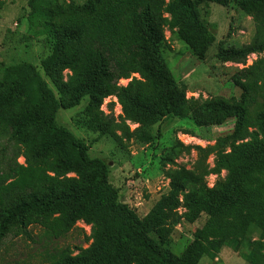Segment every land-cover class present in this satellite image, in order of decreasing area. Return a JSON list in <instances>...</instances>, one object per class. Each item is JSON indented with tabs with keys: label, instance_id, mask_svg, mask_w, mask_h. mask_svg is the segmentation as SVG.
I'll return each mask as SVG.
<instances>
[{
	"label": "trees",
	"instance_id": "1",
	"mask_svg": "<svg viewBox=\"0 0 264 264\" xmlns=\"http://www.w3.org/2000/svg\"><path fill=\"white\" fill-rule=\"evenodd\" d=\"M208 2L233 4L254 22L249 43L216 53L222 63L242 64L257 55L232 75L238 98H187L163 57L168 31L196 59L205 58L215 39L200 17ZM27 3V27L44 36L47 53L42 73L26 61L0 68V248L9 238L30 239L32 227L53 241L82 222L90 229L88 245L54 249L41 264H199L227 246L244 249L250 264H264V0ZM122 79L130 80L121 86ZM109 97L121 106L117 117L114 102L109 114L100 110ZM84 99L76 123L118 146L134 138L152 142L148 129L169 119H190L200 129L233 119L234 126L214 144L195 146L190 169L174 159L192 146L175 140L163 158L174 165L169 189L139 217L119 201L107 164L91 158L89 146L56 121L60 108ZM126 121L138 127L131 130ZM211 172L224 176L210 188L205 177ZM202 213L207 220L192 241L172 252L175 226Z\"/></svg>",
	"mask_w": 264,
	"mask_h": 264
},
{
	"label": "rangeland",
	"instance_id": "2",
	"mask_svg": "<svg viewBox=\"0 0 264 264\" xmlns=\"http://www.w3.org/2000/svg\"><path fill=\"white\" fill-rule=\"evenodd\" d=\"M66 2L83 3L85 0H65ZM0 10V68L19 62H28L38 68L45 57L44 36L34 37L33 30L27 27L25 17L29 11L28 0H2ZM200 17L207 28L213 33L214 42L200 61L196 59L183 43L166 32L167 47L163 49V57L175 80L186 89L187 98L210 100L214 97L238 98L240 90L233 85L232 75L237 69L251 65L257 58L252 54L242 63H222L216 58L219 48L239 47L249 43L254 35V22L235 5L221 7L208 2L201 6ZM65 72L64 74H66ZM134 76H137L136 74ZM130 79H122L119 84L125 86ZM114 102V116L122 114L121 106L116 99L106 98L108 104ZM86 99L79 105L69 109L60 108L56 114L58 125L64 126L76 137L89 146L91 158H101L108 166V181L118 190V199L133 209L139 217L145 216L159 198L169 189L167 171L174 165L164 162L169 156V148L175 140L192 146L189 153L183 152L174 159L175 166L192 168L197 155L195 146L205 148L214 144L219 137L231 134L234 120L212 128H197L190 119L166 120L151 126L148 131L154 137L152 142L136 138L115 145L108 137H99L96 133L77 124L75 118L80 115ZM131 130L138 124L126 121ZM171 158V157H170ZM213 155L207 163L213 167ZM23 162L22 158L18 159ZM224 176L210 173L205 177L208 187H213L216 180ZM179 208L178 212H183ZM207 215L202 213L195 222L181 221L171 233V251L179 254L192 241L193 233L203 226ZM89 226L78 222L66 236L45 241L38 227L30 229L27 237L9 238L0 248V264H41L47 252L65 246L85 248ZM244 249L224 247L210 259L204 257L199 264H250L244 258Z\"/></svg>",
	"mask_w": 264,
	"mask_h": 264
},
{
	"label": "clouds",
	"instance_id": "3",
	"mask_svg": "<svg viewBox=\"0 0 264 264\" xmlns=\"http://www.w3.org/2000/svg\"><path fill=\"white\" fill-rule=\"evenodd\" d=\"M120 85V84H119ZM122 86V85H121ZM109 99H112L111 97H109ZM113 99H115V98H113ZM105 101H106V99H104V101H103V103H102V105L100 106V110L103 112V113H105V114H109L110 113V110H109V107H108V109H107V111H105V109H103V106L105 105V107H106V103H105ZM117 102V101H116ZM109 105V104H108ZM117 116V115H116Z\"/></svg>",
	"mask_w": 264,
	"mask_h": 264
},
{
	"label": "built area",
	"instance_id": "4",
	"mask_svg": "<svg viewBox=\"0 0 264 264\" xmlns=\"http://www.w3.org/2000/svg\"><path fill=\"white\" fill-rule=\"evenodd\" d=\"M247 62V61H246ZM185 145H188V144H185Z\"/></svg>",
	"mask_w": 264,
	"mask_h": 264
}]
</instances>
